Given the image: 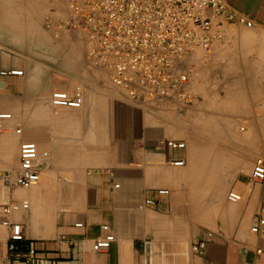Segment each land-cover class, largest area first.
Wrapping results in <instances>:
<instances>
[{
    "label": "crops",
    "instance_id": "obj_1",
    "mask_svg": "<svg viewBox=\"0 0 264 264\" xmlns=\"http://www.w3.org/2000/svg\"><path fill=\"white\" fill-rule=\"evenodd\" d=\"M225 1L254 26L229 27L223 45L208 55L194 54L192 104L140 109L117 103L107 87V93L93 89L84 96L82 116L45 118L43 129L35 128L27 136L15 134L12 121L4 123L0 264H24L29 246L57 264H258L254 247L260 241L249 227L264 190L250 182L249 174L259 153V136H264V113L254 115L262 108L244 98L220 102L215 93L259 91L251 90L256 84L248 79L264 78V63L252 66L261 62L258 53L264 54V0ZM28 82L27 89L14 77L0 82V112L17 111L20 92H26L28 102L35 100L37 92ZM51 87L74 90L62 84ZM48 95L47 90L44 97ZM55 109L62 113L63 108ZM237 126L242 127L240 133ZM24 141L36 143L47 156L38 163V185L23 191L14 181ZM166 141L183 143L184 148L159 145ZM214 184L229 186L241 201L227 210L224 187L215 206ZM163 190L168 193L159 195ZM24 200L29 209L12 214L10 221L21 226L25 245L21 253L11 254L1 207ZM147 200L154 204L145 205ZM102 226H108L115 241L108 250L95 253L91 242L105 235ZM209 232L212 239L194 253L192 248Z\"/></svg>",
    "mask_w": 264,
    "mask_h": 264
},
{
    "label": "built area",
    "instance_id": "obj_2",
    "mask_svg": "<svg viewBox=\"0 0 264 264\" xmlns=\"http://www.w3.org/2000/svg\"><path fill=\"white\" fill-rule=\"evenodd\" d=\"M66 16L58 25L47 23L54 33H79L87 47L88 65L96 74L107 76L109 83L124 102L140 109L151 107L187 106L192 104V82L197 72L191 61L194 54H210L223 45L229 27L250 29L254 23L230 6L225 0H59ZM21 76V74L17 75ZM84 95L79 87L74 90L52 91L53 108L81 109ZM10 114H0V133ZM15 134H21L16 129ZM168 149H183L175 141L161 142ZM36 143L24 141L19 146V166L15 188L28 190L38 185V163L46 158ZM183 162H173L181 166ZM249 180L264 190V158H255ZM64 182H68L64 180ZM118 187L117 185L115 186ZM168 192L158 191L159 195ZM227 201L237 204L241 195L229 192ZM147 200L145 205H153ZM29 209L27 200L11 202L1 207L2 226L8 230L7 250L21 253L25 237L19 224L10 221L14 213ZM76 227L81 228L82 224ZM105 235L91 242V250L101 253L115 241L108 226H102ZM249 232L260 242L254 247L258 264H264V199L255 212ZM211 232L192 248L200 253L212 239ZM24 264H57L38 256L32 246L25 252Z\"/></svg>",
    "mask_w": 264,
    "mask_h": 264
},
{
    "label": "rangeland",
    "instance_id": "obj_3",
    "mask_svg": "<svg viewBox=\"0 0 264 264\" xmlns=\"http://www.w3.org/2000/svg\"><path fill=\"white\" fill-rule=\"evenodd\" d=\"M65 16V6L59 0H0V73H9L11 69H21V72H24L21 76L0 74V82H7L14 77L17 83L27 89L30 79V87L37 92L32 102H28L26 92L25 94L20 92V108L17 111L3 109L0 112L13 114L10 124L14 126L13 131L21 129L22 134L18 136H27L29 131L33 133L35 128L42 130L45 118L82 116L83 109L60 108L62 113H58V109L50 105L53 85H68L74 89L79 87L84 96L91 94L93 89L107 93V87H110L111 95L116 102H124L114 91L107 76L97 75L88 65L87 47L81 35L62 32L55 37L54 33L46 28L47 23L58 25ZM29 73L33 75L29 77ZM240 78L235 77L234 80L238 81ZM248 81L250 84H256L251 90L259 91L246 93L241 91V88L234 91L226 89L224 93L216 91L217 99L220 102H230L244 98L262 108L261 111L252 112L254 115L264 113V78L252 76ZM257 84L263 86L260 85L258 88ZM47 90L49 95L46 99L44 92ZM29 104L34 107L29 109ZM29 120H35L37 124H28ZM241 128L237 126V132L240 133ZM257 157L264 158V136H259V153L254 156V160ZM5 175L6 172L2 173L3 177ZM224 187L226 188L222 184L211 186L212 203L215 206L220 203V195ZM232 191L227 186L223 196L226 205H230L227 195Z\"/></svg>",
    "mask_w": 264,
    "mask_h": 264
},
{
    "label": "bare ground",
    "instance_id": "obj_4",
    "mask_svg": "<svg viewBox=\"0 0 264 264\" xmlns=\"http://www.w3.org/2000/svg\"><path fill=\"white\" fill-rule=\"evenodd\" d=\"M31 1V0H30ZM54 1V0H53ZM62 3V2H61ZM29 4H31V2H29ZM3 14V13H2ZM55 21H56V19H55ZM79 34V33H78ZM80 35V34H79ZM259 54V57L260 58H262L261 59V62H259V63H254L252 66H254V67H256L257 65H259V66H263V63H264V54H263V52L261 51V52H259L258 53ZM257 61V60H256ZM68 66V65H67ZM19 74H21L22 75V72L20 71V70H18V69H16V70H10L9 71V75H12V76H17V75H19ZM2 75H7V73H2ZM98 75V74H97ZM51 105V104H50ZM56 113V112H55ZM2 114H7L6 112L5 113H2ZM10 114V116H11V119H12V115H11V113H9ZM162 123V122H161ZM5 132H7V131H5ZM4 132V133H5ZM44 162V161H43ZM254 162V161H253ZM40 163V162H39ZM36 187V186H35ZM34 188V187H33ZM18 191V190H17ZM24 191V190H23ZM22 191V192H23ZM228 207H227V210H230V209H233L234 208V206H235V204H231L230 203V205H227Z\"/></svg>",
    "mask_w": 264,
    "mask_h": 264
}]
</instances>
